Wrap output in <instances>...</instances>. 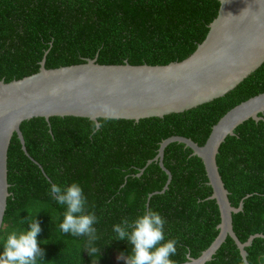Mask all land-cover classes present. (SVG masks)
Masks as SVG:
<instances>
[{
  "label": "trees",
  "instance_id": "trees-1",
  "mask_svg": "<svg viewBox=\"0 0 264 264\" xmlns=\"http://www.w3.org/2000/svg\"><path fill=\"white\" fill-rule=\"evenodd\" d=\"M220 9L219 0H0V80L6 83L46 68L85 64L164 66L190 57L209 33ZM264 93V64L222 98L163 119L140 122L53 117L26 121L21 126L29 156L17 135L8 153L10 184L0 249L7 235L29 227L35 218L46 250L43 264H94L84 250L87 237L59 230L65 208L48 195L50 183H80L90 210L100 218L95 264H113V256L130 254L127 241L114 240L113 226L135 219L145 209L158 210L168 221L167 239H178L176 264L199 258L219 235L220 211L210 200L201 159L191 149L173 143L164 165L172 174L169 189L160 192L167 175L157 163L137 174L154 159L160 144L173 136L203 146L213 127L231 109ZM264 117V115H263ZM51 131V132H50ZM228 137L217 157L219 172L234 207V231L242 243L264 235V122L249 120ZM250 264H264V239L247 248ZM207 264H245L230 238Z\"/></svg>",
  "mask_w": 264,
  "mask_h": 264
},
{
  "label": "water",
  "instance_id": "water-1",
  "mask_svg": "<svg viewBox=\"0 0 264 264\" xmlns=\"http://www.w3.org/2000/svg\"><path fill=\"white\" fill-rule=\"evenodd\" d=\"M220 9L209 26L206 39L182 62L164 66L100 65L97 58L85 64L46 68V56L40 71L21 80H0V235L4 228L10 184L8 153L14 135L29 156L21 126L35 118L47 122L53 117L85 118L100 128L99 120L163 119L181 114L222 98L264 64V0H219ZM264 93L248 99L227 112L213 127L203 146L192 139L173 136L160 144L157 156L139 171L141 177L153 163L167 175L164 194L172 182V174L164 165L166 149L173 143L192 150L202 160L208 184L220 211L219 235L197 258L184 264H207L213 260L228 238L248 262L247 248L263 234L252 235L242 243L234 231L233 215L244 210V198L236 208L229 199L217 157L228 137L236 136L239 126L249 120L264 122ZM51 132V131H50Z\"/></svg>",
  "mask_w": 264,
  "mask_h": 264
},
{
  "label": "clouds",
  "instance_id": "clouds-1",
  "mask_svg": "<svg viewBox=\"0 0 264 264\" xmlns=\"http://www.w3.org/2000/svg\"><path fill=\"white\" fill-rule=\"evenodd\" d=\"M50 183L48 195L56 204L65 208L59 230L72 237H87L84 250L95 264L100 259L101 248L95 246L99 239L96 225L100 222L94 210H90L83 186L78 182L69 185ZM39 214V213H38ZM27 217L25 227L10 232L0 249V264H43L46 250L38 240L42 232L40 221ZM167 219L154 209H145L135 219L123 218L113 226L114 240L127 241L131 245L130 254L123 253L118 259L126 264H176L172 259L177 254L178 239H167L165 226Z\"/></svg>",
  "mask_w": 264,
  "mask_h": 264
},
{
  "label": "rangeland",
  "instance_id": "rangeland-1",
  "mask_svg": "<svg viewBox=\"0 0 264 264\" xmlns=\"http://www.w3.org/2000/svg\"><path fill=\"white\" fill-rule=\"evenodd\" d=\"M120 255H115L113 256L112 260H113V264H126V261L125 260H121V259H118Z\"/></svg>",
  "mask_w": 264,
  "mask_h": 264
}]
</instances>
